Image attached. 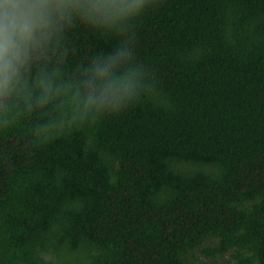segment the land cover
Segmentation results:
<instances>
[{
    "label": "trees",
    "instance_id": "16d2710c",
    "mask_svg": "<svg viewBox=\"0 0 264 264\" xmlns=\"http://www.w3.org/2000/svg\"><path fill=\"white\" fill-rule=\"evenodd\" d=\"M137 45L151 97L88 142L32 154L3 142L5 249L48 264L46 234L73 194L67 234L104 249L101 264H264V0H162Z\"/></svg>",
    "mask_w": 264,
    "mask_h": 264
},
{
    "label": "clouds",
    "instance_id": "9594fccd",
    "mask_svg": "<svg viewBox=\"0 0 264 264\" xmlns=\"http://www.w3.org/2000/svg\"><path fill=\"white\" fill-rule=\"evenodd\" d=\"M162 0H0V153L3 142L28 154L81 135L123 115L156 88L152 68L137 52L141 21ZM80 37L109 42L106 49ZM65 175L56 173L57 181ZM82 201L67 194L48 233V264H101L105 256L87 236L67 234L66 217ZM6 250L0 264H30Z\"/></svg>",
    "mask_w": 264,
    "mask_h": 264
},
{
    "label": "rangeland",
    "instance_id": "374dc122",
    "mask_svg": "<svg viewBox=\"0 0 264 264\" xmlns=\"http://www.w3.org/2000/svg\"><path fill=\"white\" fill-rule=\"evenodd\" d=\"M196 264H210V261L205 260V259H200V260L196 261ZM216 264H228V263L225 261H218Z\"/></svg>",
    "mask_w": 264,
    "mask_h": 264
}]
</instances>
